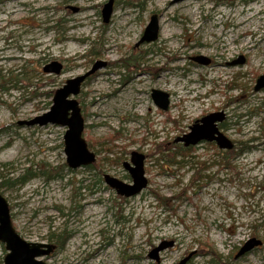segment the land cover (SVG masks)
<instances>
[{
  "label": "rangeland",
  "instance_id": "1",
  "mask_svg": "<svg viewBox=\"0 0 264 264\" xmlns=\"http://www.w3.org/2000/svg\"><path fill=\"white\" fill-rule=\"evenodd\" d=\"M173 1L114 0L109 24L102 17L109 0L0 6V193L26 241L56 245L51 237L64 234L65 246L42 258L46 264H178L190 255L188 264H264V90L255 92L264 75V15L238 32L237 21L220 14L263 9L264 0ZM153 15L160 38L138 45ZM199 55L210 67L191 61ZM240 57L244 65L228 66ZM99 61L106 67L77 97L97 162L72 170L65 128L19 122L51 111L56 91ZM54 62L64 67L60 75L44 71ZM153 90L170 95L168 111ZM214 113L226 115L219 128L235 150L176 143ZM133 152L146 157L149 186L125 198L104 176L131 184L124 164ZM253 238L263 245L236 258ZM170 242L159 262L150 258ZM6 255L0 248V262Z\"/></svg>",
  "mask_w": 264,
  "mask_h": 264
},
{
  "label": "water",
  "instance_id": "2",
  "mask_svg": "<svg viewBox=\"0 0 264 264\" xmlns=\"http://www.w3.org/2000/svg\"><path fill=\"white\" fill-rule=\"evenodd\" d=\"M186 0H174L180 3ZM75 13L79 9H73ZM114 13V0H109L102 10L103 22L109 24ZM160 36V19L158 15L151 17L140 44H152L158 41ZM201 66H208L210 60L205 56H198L192 59ZM235 65H244L245 59L240 57L235 61ZM106 63L97 62L86 74L68 80L65 85L56 91L53 98L51 111L41 117H37L28 122H19L20 126L45 127L55 125L66 129L64 135V152L67 158V165L70 169L76 170L93 166L97 162V155L89 148L84 138L85 120L77 97L81 94L84 83L96 72L104 69ZM63 65L54 62L47 66L46 73L60 75L63 72ZM264 90V75L260 76L255 86V92ZM154 103L163 111H168L170 107V95L159 91H152ZM225 116L223 113H214L203 118L201 124L191 127L190 133L178 138L176 143H182L185 147H194L201 142L216 143L219 149L231 151L235 144L219 129V124L223 123ZM146 157L137 152L131 154V162L125 163L124 168L129 172L132 183L127 184L115 177L104 176L106 184L114 189L118 195L125 198H132L143 193L149 186V181L145 174ZM0 243L5 246L7 255L4 264H46L42 258L52 255L56 249L55 245L44 243H30L26 241L15 229L11 216L9 203L0 193ZM263 244L261 240L253 238L249 240L238 253L237 257L244 256L256 247ZM174 243H162L150 254V258L159 262L160 253L173 247ZM192 255L184 258L178 264H188Z\"/></svg>",
  "mask_w": 264,
  "mask_h": 264
},
{
  "label": "bare ground",
  "instance_id": "3",
  "mask_svg": "<svg viewBox=\"0 0 264 264\" xmlns=\"http://www.w3.org/2000/svg\"><path fill=\"white\" fill-rule=\"evenodd\" d=\"M77 9H79V8H77ZM220 14H221L222 18H224V19H227V20L235 19L237 21L236 26L239 28L238 32H240V31H244V30L245 31L249 30L250 26H253V22L256 19H258L259 16L264 15V8L263 9H259V8L246 9L245 8V9L238 10V11L221 12ZM162 32L164 34L168 33V31L166 29H163ZM144 75H145L144 72H140L139 77H138L139 82L143 81ZM141 104L144 107V104L143 103H141ZM140 112H141V115H143V111L141 110ZM143 117H145V115ZM25 122H28V121H25ZM24 127H27V126H24ZM29 128H32V127H29Z\"/></svg>",
  "mask_w": 264,
  "mask_h": 264
},
{
  "label": "flooded vegetation",
  "instance_id": "4",
  "mask_svg": "<svg viewBox=\"0 0 264 264\" xmlns=\"http://www.w3.org/2000/svg\"><path fill=\"white\" fill-rule=\"evenodd\" d=\"M12 1H15V0H10V1H8V2H12ZM158 17H159V16H158ZM159 19H160V18H159ZM160 32H161V29H160ZM159 38H160V36H159ZM158 40H159V39H158ZM199 56H202V55H199ZM196 57H198V56H196ZM193 58H195V57H192V58H191V61H192L193 63L199 65L198 63H196V62H194V61L192 60ZM207 58L210 60V64H209L208 66H205V67H210V65L212 64V59H210L209 57H207ZM243 58H244V57H243ZM244 59H245V58H244ZM237 60H238V59H237ZM235 61H236V60H235ZM235 61H233V63L228 64V66H237V65L234 64ZM245 62H246V59H245ZM106 65H107V64H106ZM199 66H201V65H199ZM63 70H64V69H63ZM82 88H83V87H82ZM170 102H171V101H170ZM223 114H224V113H223ZM207 116H210V114H208V115H206V116H203L202 118L196 120L195 123H194V125H195V124H201L200 121H201L203 118L207 117ZM224 116H225V119H226V115H225V114H224ZM224 121H225V120H224ZM194 125H193V126H194ZM191 127H192V126H191ZM191 127H190V130H191ZM219 129H220V128H219ZM184 135H186V134H184ZM204 143H209V144H210V142H201V143H199L197 146H194V147H199L200 145H203ZM233 143H234V142H233ZM234 144H235V143H234ZM184 147H185V146H184ZM235 147H236V144H235ZM187 148H191V147H187ZM233 150H235V148H234ZM233 150H231V151H233ZM231 151H230V152H231ZM245 244H246V243H245ZM245 244H244V245H245ZM52 245H53V244H52ZM262 245H263V244H262ZM262 245H261V246H262ZM261 246H260V247H261ZM55 247H56V249H55L54 253H55L56 250L58 249V247H57L56 245H55ZM242 248H243V247H242ZM242 248H241V249H242ZM256 248H259V247H256ZM256 248H254V249H256ZM241 249H240V250H241ZM254 249H253V250H254ZM253 250H252V251H253ZM252 251H250V252H252ZM239 252H240V251H239ZM250 252H249V253H250ZM237 255H238V254H237ZM245 255H246V254H245ZM241 257H242V256H241ZM236 258H239V257L236 256Z\"/></svg>",
  "mask_w": 264,
  "mask_h": 264
},
{
  "label": "trees",
  "instance_id": "5",
  "mask_svg": "<svg viewBox=\"0 0 264 264\" xmlns=\"http://www.w3.org/2000/svg\"><path fill=\"white\" fill-rule=\"evenodd\" d=\"M8 1H10V0H0V6H2L3 4H6ZM133 61L134 60H132L131 62H133ZM127 65H128V62L124 66L126 67ZM24 180H25V177L23 178V180L21 182H24ZM51 240L55 242V244H56V246L58 248H60V247L63 248L65 246V244H66V240L67 239L65 238L64 234H62L60 236H56V237L53 236V237H51ZM0 248L1 249H4V252H5V248H4V246L1 243H0ZM0 264H3V259H2V262H0Z\"/></svg>",
  "mask_w": 264,
  "mask_h": 264
}]
</instances>
